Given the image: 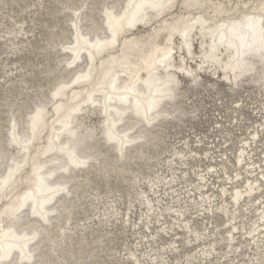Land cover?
<instances>
[{"label":"bare ground","instance_id":"bare-ground-1","mask_svg":"<svg viewBox=\"0 0 264 264\" xmlns=\"http://www.w3.org/2000/svg\"><path fill=\"white\" fill-rule=\"evenodd\" d=\"M20 1L0 0V13ZM159 3L167 0H40L54 19L44 23L47 33H36L32 17L10 15L12 23L3 26L0 39L9 53L37 48L44 60L2 62L0 87L10 88L0 118V264H30L29 253L31 261L48 264H95L106 251L99 237L87 249L74 236L116 222L136 237L120 257L124 264L133 258L143 264H251L264 256V82L251 70L264 63L259 0H227L233 7L223 13L211 5L225 0H192L199 8L178 7L186 0L153 6ZM197 17L207 23H195ZM185 30L190 54L187 46L181 53ZM165 48L171 62H161ZM38 74L46 82L31 84L28 77ZM15 84L16 92L10 90ZM209 90L221 105L223 92L234 97L213 133L195 140L188 135L161 150L168 124L199 117L206 109L202 92ZM139 161H154L153 172H137ZM93 170L137 185L138 197L125 210L117 199L96 207L101 194L86 189ZM23 173L29 183L15 196ZM88 198L95 213L77 223Z\"/></svg>","mask_w":264,"mask_h":264},{"label":"rangeland","instance_id":"rangeland-1","mask_svg":"<svg viewBox=\"0 0 264 264\" xmlns=\"http://www.w3.org/2000/svg\"><path fill=\"white\" fill-rule=\"evenodd\" d=\"M39 1L40 0H25V1H20L17 4H12V2H8V5L4 7L3 12L0 13V34H3L2 28L4 25H10L12 23V19L10 18V15L17 16L16 17L17 19H21L24 17V18H27L28 21H30L32 17L37 23V25L35 26L37 28L36 33H39V34L45 33V32L47 33V29L44 26V23L47 22V24H53L54 19L50 17L49 15H46L45 10L38 6ZM34 3L36 4V7L31 6L30 8H27L28 4L32 5ZM52 4H53V7H52ZM52 4H51V8L53 9L56 6H55V3H52ZM23 8L25 9L24 11H22ZM37 8H39V10L34 11ZM30 11H32L33 13ZM30 24L32 25L33 23H30ZM10 51H11V48L0 39V75L4 74L6 70L2 62L7 63L12 60H17V62H19L18 64L34 65L44 60L43 54L37 48L25 50L21 53L16 54L17 56L9 53ZM10 67H14V65L10 64L9 68ZM33 67L34 66H31V68ZM34 69L35 71H37L36 68ZM42 77L43 75L38 74L35 79L34 77L30 78V76L28 78L30 79L31 84L40 85L42 81H43L42 83L46 82V80ZM37 80H40L39 83ZM209 80L213 81L214 79L209 78ZM0 81H1V84H3V79H1ZM15 85L12 86L10 90L14 92H16V90H20V86H19L20 84H17L16 87ZM9 86L10 84L0 87V118H2L3 120L6 117V112L4 110L5 108L1 106V102L3 101V98H4L3 96L6 93H8L7 90L8 88H10ZM221 87L224 88V86H221ZM209 91L202 92V94L204 93L205 95L204 105L206 106V109L203 110V112L201 113V115H199V117H197L196 119H193V118L191 119L187 117L182 122L174 121L173 123L168 124L165 130V133H166L165 142L167 141L169 144L163 142L160 145L161 150L162 149L172 150V148H170V141L181 139L188 135H190L191 138L195 140L196 134L204 136V135H211L213 133V127L216 125L215 121L218 118H220V120L222 119L221 116H219L220 111H224L226 110L227 106H231L232 100L234 99V97L229 96L226 92H223L221 95L222 97H224L225 101L221 105L220 101L218 104L219 96L215 94V90H209ZM91 118L93 119V122L96 125L99 124L100 119L98 118V115H94V117H91ZM46 132H44L43 136L46 135L45 134ZM167 155H170V154L166 152V154L163 155V158ZM153 163L154 161L151 163L148 162V164L144 163V161H141V162L139 161V165L134 164L133 168L136 169L137 172L141 170L144 173L145 172L150 173L153 171L149 169L148 167H150V165ZM151 167L153 168L154 166H151ZM154 169L155 167L153 168V170ZM26 170H28L29 173L32 172V170H29L28 167L26 168ZM111 174L112 175H110L109 177L108 176L106 177L100 174L99 171L93 170L91 174L89 175V182L86 187L89 194L88 193L87 194L88 195L93 194L92 196H94V194H101L100 201H95L96 207L102 208L104 207L106 202L117 199L119 200L120 207L122 206L121 207L122 210H125L130 205V202H129L130 198L138 197L137 190H139V188L137 187V185H132L129 182L124 181L120 177L115 176L113 173ZM23 175H22V178L19 179V183L14 192L15 196L18 193L23 192L26 189V183H29L26 177L28 176L27 173H23ZM90 201H91V198L82 199L81 201L82 205L79 207L78 209L79 211L75 215L77 223H82L83 221L82 219H84V221L86 222V219L88 218V216L94 215L95 213L93 211L94 207L91 206ZM6 202L7 201H5V204L8 203L7 204L8 206L12 203V201H9L7 203ZM3 203L0 204V209ZM135 204L139 205V202L137 199H136ZM5 209L6 207L3 208V210ZM94 229L95 231L93 232H90V230H88V231H85L86 233L83 232L82 234L81 233L75 234L74 238L79 239L80 237L85 242L83 246L88 249L89 246H87L86 243L91 242L94 237H99L98 240L100 241V246H102L103 248H106V251H103L100 253V256H102V258L99 259V262H95V264H124L123 259L120 258L121 255L127 252L126 250L127 248L135 247L136 237L133 234V229L130 227H126L121 222H118V223L116 222L112 228L108 226H102L101 224H99L98 226H95ZM109 230H111L112 232L108 233ZM91 246H94V244H91Z\"/></svg>","mask_w":264,"mask_h":264},{"label":"snow or ice","instance_id":"snow-or-ice-1","mask_svg":"<svg viewBox=\"0 0 264 264\" xmlns=\"http://www.w3.org/2000/svg\"><path fill=\"white\" fill-rule=\"evenodd\" d=\"M171 5H172V0H167V3H159V4H155L153 6L159 8V9H163L165 7H171ZM109 6L110 7H114V5H109ZM178 7H183V8L197 7V8H199V7H201V5L198 4V3L197 4H193L192 0H186V3L184 5H179ZM211 7L216 8L218 13H223L225 11V9L232 8L233 5L227 3V0H225V3H223V4L216 3L214 5H211ZM235 7H237V8L242 7V8L247 9V8L253 7V6L250 5V4H247V3H237V4H235ZM255 10H258L261 15H264V0H259V4H258V6H256ZM77 15H79V13H77ZM108 15H111V14L109 13ZM249 19H251V17H249ZM195 23H197V24H199L201 26H204L207 22H205L201 18L197 17ZM180 35L184 37V41L181 43V53L183 54V48L185 46H187L188 49H189V54H190V45L187 44V40H188V32H187V30L181 32ZM115 39H116L115 34H113L112 42H114ZM168 41L169 42L171 41V35H169ZM98 43L99 42H97V44ZM172 47H174V46H172ZM160 51L162 52L161 62H164V61L171 62L170 61L171 52L168 50V48H165V49L160 50ZM261 53H262V55H264V41H262ZM201 67H203V65H201ZM251 70H252L253 74H256V72L258 71L259 75H260V78H261V81L264 82V63H262L260 65L259 69L251 68ZM180 71H185V69L181 68ZM188 75L193 76V79L195 80L194 73L188 72ZM169 79L172 82V84L174 85L175 81H172L171 77ZM168 95H171V92H169ZM121 99H125V97H121ZM138 110H139V102L137 103V111ZM111 127L112 126L110 125V127L106 131V135H107L109 140H112V139L116 138L112 134ZM80 163H84V161H80ZM5 255H7V253H5ZM30 257H31L30 253L27 256H25V260L30 261V264H48L47 261H44V262H41L39 260L31 261ZM0 259H2V258H0ZM6 264H13L12 259H8ZM53 264H55V262H53ZM128 264H143V262L138 261L135 258H133L132 260L128 261ZM157 264H161V262L158 261ZM251 264H264V256H262L259 260H256V259L252 260Z\"/></svg>","mask_w":264,"mask_h":264}]
</instances>
